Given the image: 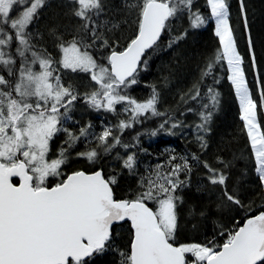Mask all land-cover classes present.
Listing matches in <instances>:
<instances>
[{
  "label": "snow or ice",
  "instance_id": "6c2138e0",
  "mask_svg": "<svg viewBox=\"0 0 264 264\" xmlns=\"http://www.w3.org/2000/svg\"><path fill=\"white\" fill-rule=\"evenodd\" d=\"M59 6L63 22L51 0H0V264H264V34L246 0ZM208 26L217 43L174 105L168 76L133 94L154 55ZM222 82L241 123L213 144ZM184 129L194 151L142 159L145 137Z\"/></svg>",
  "mask_w": 264,
  "mask_h": 264
},
{
  "label": "trees",
  "instance_id": "16d2710c",
  "mask_svg": "<svg viewBox=\"0 0 264 264\" xmlns=\"http://www.w3.org/2000/svg\"><path fill=\"white\" fill-rule=\"evenodd\" d=\"M61 0H51V8L47 15L50 21H64L62 16V10L59 6ZM113 4H119L120 0H112ZM200 5H203L204 0H198ZM233 9L236 8L237 0H232ZM246 5L249 13V20L251 23L252 31L254 35L264 34V0H246ZM48 23V21H42L41 26ZM217 43V38L214 36V30L212 26H208L204 29L192 32L189 37L184 41L179 48L167 49L154 55L149 61V67L141 74V83L133 87L134 95H145L149 91L146 87L147 84L155 83L161 84V78L163 76L169 77V83L165 86L163 97L164 107L174 105L175 99H178L177 93L186 90L193 78L197 75L198 64H200L202 55L209 50L213 49ZM223 87L221 89L223 93L221 109L214 116L213 132L211 134L213 144L220 141L221 138L225 140L230 136L235 135L240 125L238 117V104L234 100V96L230 91L228 84L222 82ZM86 120H91L94 124H99L104 119H111V117H105L101 113H92L85 116ZM192 116H188V120L191 121ZM158 118H152L147 122V127H155L154 121ZM175 134L160 133L157 137H145L143 139V146L147 149L150 156L142 157L147 162L156 163L160 153L165 149L174 150L175 153L183 154L186 151H194L195 143L192 132L189 129L174 130ZM243 147V140L235 145L234 150H238ZM238 168H243V162H238ZM254 178L251 174L249 179ZM130 177L124 176L120 179L121 185H127L132 183ZM187 195L193 201H199L205 199L204 194L198 193L193 188ZM209 229L211 225L208 226ZM112 260L111 255L103 257L98 261V264H110Z\"/></svg>",
  "mask_w": 264,
  "mask_h": 264
}]
</instances>
